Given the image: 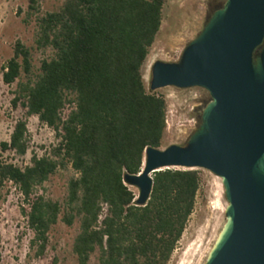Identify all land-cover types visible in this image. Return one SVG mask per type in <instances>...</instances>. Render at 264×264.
I'll use <instances>...</instances> for the list:
<instances>
[{
  "label": "trees",
  "instance_id": "16d2710c",
  "mask_svg": "<svg viewBox=\"0 0 264 264\" xmlns=\"http://www.w3.org/2000/svg\"><path fill=\"white\" fill-rule=\"evenodd\" d=\"M36 50L49 51L32 72L28 48L15 41L1 67V82H15L12 109L22 114L1 152L23 157L26 123L35 117L56 143L31 154L19 168L0 159V187L18 192L20 213L41 257L57 223L75 225L70 252L76 264H166L193 211L200 187L197 169L168 168L151 175L144 206L122 176L140 171L145 148L160 147L165 129L162 96L144 89L140 68L159 29L163 0H63L39 13ZM56 171L69 173L64 195L51 200L37 190Z\"/></svg>",
  "mask_w": 264,
  "mask_h": 264
},
{
  "label": "water",
  "instance_id": "95a60500",
  "mask_svg": "<svg viewBox=\"0 0 264 264\" xmlns=\"http://www.w3.org/2000/svg\"><path fill=\"white\" fill-rule=\"evenodd\" d=\"M164 87L208 98L184 145L147 147L139 173L122 176L134 205H145L156 171H208L226 205L203 264H264V0H222L176 62L152 63L148 89Z\"/></svg>",
  "mask_w": 264,
  "mask_h": 264
},
{
  "label": "rangeland",
  "instance_id": "374dc122",
  "mask_svg": "<svg viewBox=\"0 0 264 264\" xmlns=\"http://www.w3.org/2000/svg\"><path fill=\"white\" fill-rule=\"evenodd\" d=\"M63 0H39V13L55 11ZM222 0H163L161 20L155 38L141 65L140 75L146 91L150 67L155 61L176 62L183 46L193 38L201 27L207 5H220ZM35 23L26 15V0H0V75L3 63L11 56V48L19 41L29 49L32 72L36 73L39 61L49 56V51H39L34 46ZM15 82L5 85L0 76V142H7L13 122L21 116V109H12ZM151 92L162 96L165 103V129L160 147L184 145L196 120V108L207 100L206 91L192 87L177 89L164 87ZM29 147L23 157L10 152H1L0 159L22 168L29 165L32 153L41 155L56 143L54 133L38 124L35 117L26 123ZM200 187L193 211L166 264H203L206 253L223 223L226 201L220 179L208 171L198 170ZM69 173L56 171L37 190L38 194L51 200H60L64 195L65 180ZM133 191L136 190L132 188ZM17 190L10 183L0 187V264H76L70 252L75 225L65 227L57 222L48 233V243L41 257L34 255L30 245L31 232L26 228L20 213ZM88 264H96L92 257Z\"/></svg>",
  "mask_w": 264,
  "mask_h": 264
},
{
  "label": "flooded vegetation",
  "instance_id": "af4514ba",
  "mask_svg": "<svg viewBox=\"0 0 264 264\" xmlns=\"http://www.w3.org/2000/svg\"><path fill=\"white\" fill-rule=\"evenodd\" d=\"M217 7V5H215V4H213V5H207V8H206V15H208V14H210L215 8ZM205 15V16H206ZM199 107H197L196 108V110H195V112H196V120L195 121H197L198 120V116H197V113H198V111H199V109H198Z\"/></svg>",
  "mask_w": 264,
  "mask_h": 264
},
{
  "label": "bare ground",
  "instance_id": "6f19581e",
  "mask_svg": "<svg viewBox=\"0 0 264 264\" xmlns=\"http://www.w3.org/2000/svg\"><path fill=\"white\" fill-rule=\"evenodd\" d=\"M133 188V187H132Z\"/></svg>",
  "mask_w": 264,
  "mask_h": 264
}]
</instances>
